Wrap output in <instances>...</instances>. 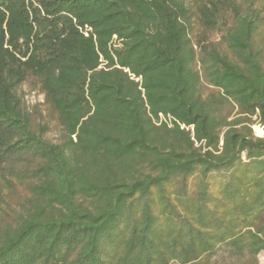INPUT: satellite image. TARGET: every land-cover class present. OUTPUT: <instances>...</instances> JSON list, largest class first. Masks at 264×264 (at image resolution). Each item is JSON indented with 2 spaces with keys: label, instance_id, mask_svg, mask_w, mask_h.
<instances>
[{
  "label": "trees",
  "instance_id": "obj_1",
  "mask_svg": "<svg viewBox=\"0 0 264 264\" xmlns=\"http://www.w3.org/2000/svg\"><path fill=\"white\" fill-rule=\"evenodd\" d=\"M257 126L264 0H0V264H260Z\"/></svg>",
  "mask_w": 264,
  "mask_h": 264
},
{
  "label": "rangeland",
  "instance_id": "obj_2",
  "mask_svg": "<svg viewBox=\"0 0 264 264\" xmlns=\"http://www.w3.org/2000/svg\"><path fill=\"white\" fill-rule=\"evenodd\" d=\"M21 91H22V93H23L24 96H25V102H26L27 106H31V105H32V104H31V98H30L31 95H30V94H31L32 92H36L37 94H39V92H38L37 90L33 89L32 86H31L29 83L25 84V85L23 86V88L21 89ZM27 96H28V99H26ZM28 103H29V105H28ZM259 129H260V128H259L258 126L255 127V128H254L255 133H256L258 136H263L264 133H263V134H260ZM49 137H50L51 139H53V140H56V137H57V132H56V130H52V132H51V134L49 135ZM259 258H260V264H264V252L260 254V257H259Z\"/></svg>",
  "mask_w": 264,
  "mask_h": 264
},
{
  "label": "built area",
  "instance_id": "obj_3",
  "mask_svg": "<svg viewBox=\"0 0 264 264\" xmlns=\"http://www.w3.org/2000/svg\"><path fill=\"white\" fill-rule=\"evenodd\" d=\"M30 95L32 105L28 106L29 110L33 108L36 104L44 102V97L42 95L37 94L36 92H32ZM26 99H28V96L26 97Z\"/></svg>",
  "mask_w": 264,
  "mask_h": 264
}]
</instances>
